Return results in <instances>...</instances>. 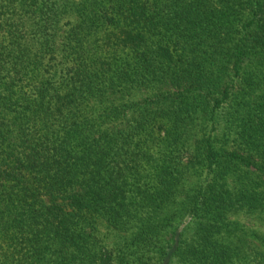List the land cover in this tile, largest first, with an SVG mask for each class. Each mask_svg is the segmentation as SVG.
<instances>
[{
    "label": "trees",
    "instance_id": "obj_1",
    "mask_svg": "<svg viewBox=\"0 0 264 264\" xmlns=\"http://www.w3.org/2000/svg\"><path fill=\"white\" fill-rule=\"evenodd\" d=\"M0 264H264V0H0Z\"/></svg>",
    "mask_w": 264,
    "mask_h": 264
}]
</instances>
